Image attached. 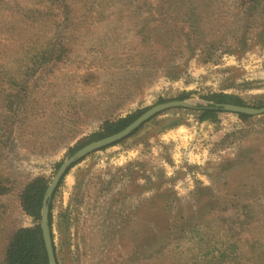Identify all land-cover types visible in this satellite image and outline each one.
I'll list each match as a JSON object with an SVG mask.
<instances>
[{
  "label": "rangeland",
  "instance_id": "374dc122",
  "mask_svg": "<svg viewBox=\"0 0 264 264\" xmlns=\"http://www.w3.org/2000/svg\"><path fill=\"white\" fill-rule=\"evenodd\" d=\"M60 4L56 18L45 0H0V253L34 225L26 184L50 182L105 121L188 93L194 109L69 170L51 201L58 264H264V115L195 110L210 94L264 104V5L251 17L239 0Z\"/></svg>",
  "mask_w": 264,
  "mask_h": 264
},
{
  "label": "trees",
  "instance_id": "16d2710c",
  "mask_svg": "<svg viewBox=\"0 0 264 264\" xmlns=\"http://www.w3.org/2000/svg\"><path fill=\"white\" fill-rule=\"evenodd\" d=\"M239 1L242 5H245L244 6L245 9H248V12H249L248 15H250L251 11L254 10L255 8H259L260 6L262 7V5H264V0H239ZM45 2H46V7H48V10L53 15H55L54 17L59 18L62 16L63 12H61V10H63L64 8L63 6H61L60 3L66 5L67 0H45ZM250 16L252 17V14ZM262 25H263V28L259 31V35H257L256 40L263 43L264 20L262 22ZM178 26H176V24H173L172 28L174 30H179L180 36L186 35L185 33H183L182 26H179V27ZM239 44H240V47L245 45L246 38H243V40H240ZM57 47H59L58 49L59 54L57 57L60 59L63 55V52L65 51L63 47H60V45H57ZM188 96H189L188 93H182L177 98V100H180V101L186 100ZM203 99L208 102H212L216 104H232V105H238V106H248L239 97L231 96V95L210 94L209 96H206ZM252 107L260 108V107H264V104L259 103ZM147 109L138 110L130 115H127L126 117L119 118L114 121H105L98 132H95L91 134L90 136H88L87 138L82 139L81 141L77 142L73 148H70L68 150V155L71 156L77 150L89 144L90 142L97 141V140L103 139L105 137H108V136H111L113 134L120 132L121 130L126 128L129 124H131L135 119H137L141 114H143ZM195 110H198L200 113L198 117L199 122H204L208 120H212V121L216 120L218 113H220L219 111H214V110H210L206 108H198V109L195 108ZM237 117L242 121L252 119V117L245 116V115H237ZM142 127L143 125L138 130L133 132L128 138H130L135 133H137ZM124 140L118 143H121ZM79 163L80 162H78V164ZM59 165L60 164L57 165V168L59 167ZM76 165L77 164H75L74 166ZM74 166H72V168ZM62 181L63 179L61 180L59 186L61 185ZM48 184H49L48 180H46L43 177H38L32 180L31 182H29L28 184H26L22 188L18 196L19 206L22 212L26 216L32 219L34 225L32 227L19 228V229H16L14 231L7 233L4 246L2 247V251L0 253V264H47V256H46V251L44 248V243L42 239L39 222H40L42 198L44 196V193H45V190ZM9 191H10L9 188L0 180V197L7 195ZM51 210H52V204H50V210H49L50 229L52 228ZM51 237L53 241L52 231H51ZM53 250H54L56 263L58 264L56 248H55L54 243H53Z\"/></svg>",
  "mask_w": 264,
  "mask_h": 264
},
{
  "label": "water",
  "instance_id": "95a60500",
  "mask_svg": "<svg viewBox=\"0 0 264 264\" xmlns=\"http://www.w3.org/2000/svg\"><path fill=\"white\" fill-rule=\"evenodd\" d=\"M206 109L231 113L235 115H245L249 117H259L264 115V107L253 108L248 106H238L232 104H216L211 103L208 107H203ZM175 109H194L188 104L186 100H173L164 103L154 105L147 109L143 114H141L137 119H135L131 124L120 132L113 134L111 136L105 137L103 139L90 142L89 144L83 146L77 150L74 154L66 158L61 162L58 169L56 170L54 176L50 180L44 196L42 198L41 212H40V229L42 234V239L44 243V248L47 256V264H57L54 250L53 241L51 237V229L49 225V210L52 197L58 188L61 180L66 176L67 172L74 166L81 162L88 155L106 149L108 147L114 146L116 143L128 138L133 132L138 130L142 125L147 123L149 120L155 116L162 114L164 112L175 110Z\"/></svg>",
  "mask_w": 264,
  "mask_h": 264
},
{
  "label": "bare ground",
  "instance_id": "6f19581e",
  "mask_svg": "<svg viewBox=\"0 0 264 264\" xmlns=\"http://www.w3.org/2000/svg\"><path fill=\"white\" fill-rule=\"evenodd\" d=\"M184 131V130H183ZM185 132V131H184ZM175 135V134H174ZM177 136V135H176Z\"/></svg>",
  "mask_w": 264,
  "mask_h": 264
}]
</instances>
